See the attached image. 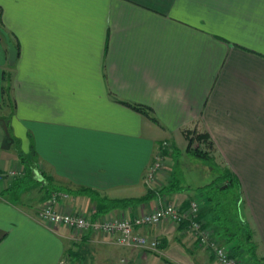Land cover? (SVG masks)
Returning a JSON list of instances; mask_svg holds the SVG:
<instances>
[{
	"label": "crops",
	"instance_id": "obj_1",
	"mask_svg": "<svg viewBox=\"0 0 264 264\" xmlns=\"http://www.w3.org/2000/svg\"><path fill=\"white\" fill-rule=\"evenodd\" d=\"M0 8L19 44L10 68L0 35V264H220L169 219L137 227L161 240L149 251L38 216L53 183L109 197L175 184L167 156L197 132L239 178L236 219L252 230L254 264H264V0H0ZM119 99L149 106L157 120ZM159 151L164 165L151 181ZM68 193L57 208L97 213L92 196ZM194 197L168 190L99 216ZM209 202L203 216L232 235L235 217L220 222Z\"/></svg>",
	"mask_w": 264,
	"mask_h": 264
},
{
	"label": "built area",
	"instance_id": "obj_2",
	"mask_svg": "<svg viewBox=\"0 0 264 264\" xmlns=\"http://www.w3.org/2000/svg\"><path fill=\"white\" fill-rule=\"evenodd\" d=\"M167 145L168 142L164 141V147ZM163 159V152L159 151L147 172L149 180H157L158 172L164 165ZM18 172L19 170L16 169L10 171L9 174L14 176ZM67 197H69L67 191H53L45 204L39 209V218L45 222L66 225L80 232L91 230L97 233L115 234L120 244L149 251L159 249L160 239L138 232L137 227L158 225L163 220L169 219L176 225L186 223V230L190 231L201 245L211 248L220 264H247L243 256L231 255L230 246L222 243L215 235L214 229L207 225L204 218L200 217L199 213L203 206L202 198H192L186 207L176 200L174 202L159 203L156 207L132 217L122 214L105 215L94 219L83 212H68L57 208L56 204L60 198Z\"/></svg>",
	"mask_w": 264,
	"mask_h": 264
},
{
	"label": "trees",
	"instance_id": "obj_3",
	"mask_svg": "<svg viewBox=\"0 0 264 264\" xmlns=\"http://www.w3.org/2000/svg\"><path fill=\"white\" fill-rule=\"evenodd\" d=\"M0 26L9 32L13 42L15 43L17 48L19 49V44L16 41V38L7 29V27L5 26V24L3 22L2 9L1 8H0ZM0 35H1V37H4V35L1 32H0ZM12 67H13V65H10V68H12ZM11 81H12V71L5 72L6 85L4 87V91H5V95L7 96V98L11 97V86H12ZM119 101L124 102V103L132 106L133 108L137 109L138 111L150 115L152 119L157 120V118L153 114L151 115L152 109L149 106L142 104V103L126 101L123 99H119ZM194 138H196L198 141H205L207 145L212 144V141L209 140V136L207 133L197 132V133H195L194 136L189 137V142H188V145L186 147L187 150L190 152L196 153L198 155L214 159L213 157H211L209 155L208 150L200 148L199 146L193 145L194 140H195ZM22 156H24V155H22ZM23 158L27 159L28 157L25 155ZM214 161H215V159H214ZM31 164L32 163H31L30 157H29V165L32 166ZM216 165L219 166L220 169L223 171L221 173V175L219 176V178L217 180L215 179L214 181H212L210 183H207L205 185L198 187L199 191L204 195L202 197L203 206H202V209L200 210L199 215H200V217L205 219L208 226H211L214 229L215 235L219 238L220 241H222V240L226 241V244H228L230 246L231 255L237 256V257L243 256L244 258L247 257L248 264H254L256 259L259 260V257H258L257 252H256V243L252 238V235H253L252 230L248 226H245L242 222H237V227L234 230L235 232L233 231L232 235H227L228 232L220 231V229L216 230V228H214L212 225H210L209 221L203 216L204 212L206 214V207L208 209V206L207 205L205 206V203H204L206 200L210 201L209 207L210 206L214 207V206H216V204L220 205L222 203V200H220V201L218 200L220 197L217 194V191H219V190L224 191V190H228L231 187H236L237 195H240V192H241V183H240L239 178L236 175H234L230 170L223 168V166H221L218 162H216ZM215 188L217 190H215ZM51 189H52L51 193L55 190H64L67 192L69 191L70 193H73V194L85 193V194L92 196L96 200L97 207H98L97 213L93 216V218L95 219L97 217H100L99 216L100 214L106 213L109 210H112L114 208H125L128 206L137 204V203L147 201V200L153 198L154 196H156L159 192L164 193L168 190H182L183 186L175 183V184H170L168 186L149 188V190L142 196H125V197L103 196V195H101L99 190L95 189L94 187L85 186V185L79 186L77 188H71V187H65V186H58L55 183H53L51 185ZM220 199H222V198H220ZM190 200L191 199H189L188 203L185 206L189 205ZM204 209H205V211H204ZM227 218H229V217H227ZM179 226H183L186 228V223H181V224H179ZM238 238H239V240H238ZM232 240H235V242L231 243ZM196 241L198 242L197 239H196ZM160 244H161V240H160ZM160 244H159V249L161 248ZM199 245H201V244L199 243ZM201 246L206 247L203 245H201ZM206 248H208V247H206ZM208 249H210L212 251L211 248H208Z\"/></svg>",
	"mask_w": 264,
	"mask_h": 264
},
{
	"label": "rangeland",
	"instance_id": "obj_4",
	"mask_svg": "<svg viewBox=\"0 0 264 264\" xmlns=\"http://www.w3.org/2000/svg\"><path fill=\"white\" fill-rule=\"evenodd\" d=\"M9 104H5L8 106ZM10 109L7 108L6 112ZM10 112V111H9ZM194 146H199L203 149H208L209 146L206 144L205 141H194ZM172 151H175L174 155L172 156ZM216 161V160H215ZM214 159L208 158L205 156L198 155L196 153L190 152L187 150L186 147H182V150L179 151L177 147H172L170 150V154L167 156L166 163L169 165L167 166L169 169L173 170V179L174 182L182 185L183 189L186 191L187 194L194 195L195 198H202L204 195L201 194L199 191L200 186L205 185L217 180L221 173L223 172L219 166L216 165ZM224 168V167H223ZM158 179V177H157ZM182 189V190H183ZM215 190H217L215 188ZM197 193V194H196ZM219 195V201L222 200V203L216 204V206L220 207L218 210L216 209V213L220 216V222H229L227 217L232 218V224L234 226L229 227V229L233 232L237 227L238 220L236 219L237 215L239 214V197L237 195L236 187H231L228 190H219L217 191ZM217 201V200H216ZM215 202V201H214ZM235 232V231H234ZM239 240V238H238ZM225 244L226 241L222 240ZM221 241V242H222ZM222 242V243H223ZM246 263L248 264L247 257L245 258Z\"/></svg>",
	"mask_w": 264,
	"mask_h": 264
},
{
	"label": "water",
	"instance_id": "obj_5",
	"mask_svg": "<svg viewBox=\"0 0 264 264\" xmlns=\"http://www.w3.org/2000/svg\"><path fill=\"white\" fill-rule=\"evenodd\" d=\"M0 32L4 35V38L6 39L7 42V46L9 49V63L11 65H14L17 61L19 49L13 42L9 32L6 29L0 26Z\"/></svg>",
	"mask_w": 264,
	"mask_h": 264
}]
</instances>
